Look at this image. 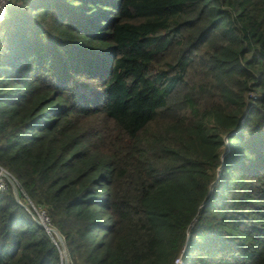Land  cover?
I'll return each mask as SVG.
<instances>
[{"label":"trees","instance_id":"trees-1","mask_svg":"<svg viewBox=\"0 0 264 264\" xmlns=\"http://www.w3.org/2000/svg\"><path fill=\"white\" fill-rule=\"evenodd\" d=\"M0 168V264H264V0H11Z\"/></svg>","mask_w":264,"mask_h":264},{"label":"built area","instance_id":"built-area-1","mask_svg":"<svg viewBox=\"0 0 264 264\" xmlns=\"http://www.w3.org/2000/svg\"><path fill=\"white\" fill-rule=\"evenodd\" d=\"M10 2H11V0H0V24L2 22H4L7 18V9H8ZM10 180H12L10 178V176L2 168H0V192H5L11 186ZM32 209L35 212V215L37 217V221L39 222V224H41V226L44 227V229H46V231L52 232L55 235V237L58 239L57 234H55V232H53L49 228L50 222H49V219L47 218V216L45 215V213L43 211L35 209L34 207H32ZM26 210L29 212V210L27 208H26ZM61 247H62L61 258L63 260V264H67L66 255H65V252L63 250L64 247L62 245H61ZM183 252H184V250L182 251L181 256L174 261V264H184V262L182 260Z\"/></svg>","mask_w":264,"mask_h":264},{"label":"water","instance_id":"water-1","mask_svg":"<svg viewBox=\"0 0 264 264\" xmlns=\"http://www.w3.org/2000/svg\"><path fill=\"white\" fill-rule=\"evenodd\" d=\"M10 185H11V188H12V192L14 193V195L16 196V198H18V193H17V189H16V187H15V185H14V183H13V181L12 180H10ZM41 225V224H40ZM56 234V233H55ZM57 236H58V234H57ZM58 239H59V236H58ZM60 240V239H59Z\"/></svg>","mask_w":264,"mask_h":264},{"label":"clouds","instance_id":"clouds-1","mask_svg":"<svg viewBox=\"0 0 264 264\" xmlns=\"http://www.w3.org/2000/svg\"><path fill=\"white\" fill-rule=\"evenodd\" d=\"M11 187V186H10Z\"/></svg>","mask_w":264,"mask_h":264}]
</instances>
